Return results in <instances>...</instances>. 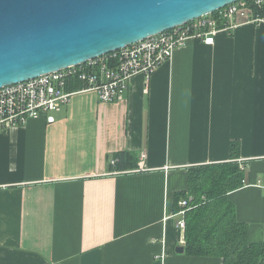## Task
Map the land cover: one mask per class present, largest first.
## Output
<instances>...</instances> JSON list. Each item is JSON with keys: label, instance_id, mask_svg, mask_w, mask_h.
Masks as SVG:
<instances>
[{"label": "crops", "instance_id": "crops-1", "mask_svg": "<svg viewBox=\"0 0 264 264\" xmlns=\"http://www.w3.org/2000/svg\"><path fill=\"white\" fill-rule=\"evenodd\" d=\"M51 115L0 130V264H223L175 251L174 202L231 142L244 183L229 199L264 241V24L190 40L121 100L80 92ZM121 151L144 154L142 170L110 173Z\"/></svg>", "mask_w": 264, "mask_h": 264}, {"label": "water", "instance_id": "water-1", "mask_svg": "<svg viewBox=\"0 0 264 264\" xmlns=\"http://www.w3.org/2000/svg\"><path fill=\"white\" fill-rule=\"evenodd\" d=\"M236 1L0 0V89L85 64Z\"/></svg>", "mask_w": 264, "mask_h": 264}, {"label": "built area", "instance_id": "built-area-1", "mask_svg": "<svg viewBox=\"0 0 264 264\" xmlns=\"http://www.w3.org/2000/svg\"><path fill=\"white\" fill-rule=\"evenodd\" d=\"M243 23L264 24V0H238L217 10L214 15L201 17L85 64L1 88L0 130L20 127L29 119L41 117L52 123L51 114L80 92H95L101 103L121 100L134 77L142 76L148 83L161 64L169 61L188 41L197 39L212 45L218 32L231 34ZM77 83L82 85L80 89H68ZM143 158L144 154H141L138 167L132 171L142 170ZM240 169L244 170V167L240 165ZM189 201L178 202L180 219L177 228L182 233L183 244L184 215Z\"/></svg>", "mask_w": 264, "mask_h": 264}, {"label": "trees", "instance_id": "trees-1", "mask_svg": "<svg viewBox=\"0 0 264 264\" xmlns=\"http://www.w3.org/2000/svg\"><path fill=\"white\" fill-rule=\"evenodd\" d=\"M214 15V13L212 14ZM79 83L69 86L80 89ZM239 143L229 144V162L192 167L188 170L185 191L175 197L178 202L190 199L184 215V254L191 257H216L223 264H264V241L249 243L247 225L238 222L229 194L241 188L244 173L240 169ZM114 161L111 164V161ZM138 167V156L121 151L111 156L110 173H126Z\"/></svg>", "mask_w": 264, "mask_h": 264}]
</instances>
